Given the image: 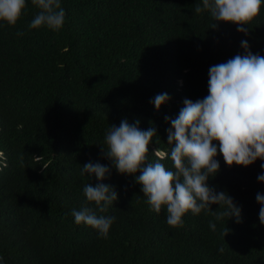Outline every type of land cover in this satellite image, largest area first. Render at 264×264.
<instances>
[{
  "label": "trees",
  "instance_id": "1",
  "mask_svg": "<svg viewBox=\"0 0 264 264\" xmlns=\"http://www.w3.org/2000/svg\"><path fill=\"white\" fill-rule=\"evenodd\" d=\"M197 4L61 0L66 15L57 32L29 29L39 10L26 0L14 27L0 21V264H264L256 201L264 161L229 168L217 154L220 170L208 184L233 198L241 223L202 211L172 228L166 208L150 210L135 176L119 174L102 151L109 126L139 120L141 130L156 127L153 161L155 150L170 151L165 117L209 94L212 65L243 55L242 40L264 56V4L247 36L234 24L212 28ZM160 93L169 100L157 112L151 101ZM89 162L111 169L103 183L118 195L97 212L116 218L107 239L72 216L87 203L83 186L98 182L81 175ZM161 162L173 168L170 159Z\"/></svg>",
  "mask_w": 264,
  "mask_h": 264
},
{
  "label": "clouds",
  "instance_id": "2",
  "mask_svg": "<svg viewBox=\"0 0 264 264\" xmlns=\"http://www.w3.org/2000/svg\"><path fill=\"white\" fill-rule=\"evenodd\" d=\"M31 2L39 11L28 25L30 30L62 29L66 13L61 0ZM262 4L264 0H202L195 13L209 12L214 29L218 23L234 24L247 36L251 30L248 25L259 16ZM25 7L26 0H0V21L14 27ZM16 35L22 36L23 32L17 31ZM241 47L243 55L209 68L206 97L195 102L185 99L176 118L165 117L171 125L167 129L170 151L155 150V159L149 162V145L157 137V130L155 126L141 130L139 120L130 123L124 118L118 127L109 126L105 134L102 151L112 168L121 175L135 176L150 210L159 214L166 208V222L172 228L182 227L183 217L189 212L199 215L204 211L217 221L235 218L236 223L242 222L241 209L233 198L208 184L220 170L218 152L229 168H247L257 160L264 161V56L253 54L247 40L241 41ZM168 100L167 93H160L151 103L158 112ZM165 159L171 160L172 169L161 162ZM81 168V175L87 174L90 180L95 177L98 182L83 186L87 203L79 210L73 209L72 216L77 225H85L107 239L116 218L97 212L106 213L118 200L115 188L103 183L111 169L92 162ZM257 179L264 183V173ZM256 201L261 206L259 221L264 225V195L257 193ZM212 205H218V210L212 211ZM209 228L216 231V223L210 221ZM228 234L226 227L223 236Z\"/></svg>",
  "mask_w": 264,
  "mask_h": 264
}]
</instances>
